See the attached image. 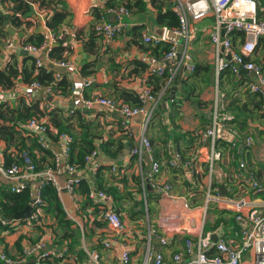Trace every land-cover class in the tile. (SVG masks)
Instances as JSON below:
<instances>
[{
  "label": "crops",
  "instance_id": "obj_1",
  "mask_svg": "<svg viewBox=\"0 0 264 264\" xmlns=\"http://www.w3.org/2000/svg\"><path fill=\"white\" fill-rule=\"evenodd\" d=\"M62 1L66 4V10L70 16L59 27L58 33L52 29L54 34L56 33L57 39L48 56L41 55L42 67H37L36 57L27 53L24 47L29 44L37 45L36 42L42 41L43 35L50 29L47 23L54 14L55 6L51 5L52 8H48L47 5L41 6L40 2H33L30 5L31 8L27 9L29 13L27 15L24 14L26 13L25 8L20 7V1L8 2L0 7V17L2 18L0 70L6 69L8 65H16L19 69L25 66L30 68L32 58L36 68L54 72H56L54 68L58 67L53 64L54 61H66L72 64L68 68L58 67L66 71L56 72L54 75L58 81L66 79L69 84L66 92L54 90L51 95L45 93L44 90L32 92L20 78L15 81L14 87L0 88V107L15 110L21 101L27 105L38 104L40 113L37 114V118L45 121L49 128L47 141L51 147L50 152L56 151L59 155L62 154V142L58 139L60 128L54 124V120H57L62 128L67 126V131L74 140L82 141L87 135L89 138L95 135L93 142L99 156L92 162H87L85 168L77 167L73 171L67 167L68 159L62 158L60 167L54 170L62 188L59 198L67 219L72 222L71 229L76 231L75 234L59 225L52 214L42 211L41 219L37 223H31L29 219L17 220L14 230L0 231V246L9 257L18 258L22 248L44 241L43 251L49 255L45 259H48V264H89L93 252L99 254L101 264H118L126 247L131 252L133 264H145L149 240L150 247L156 253L158 249H161L160 237L162 236H168L170 239L175 238L176 235L197 237L203 231L206 217L209 215L206 211L208 206L206 195L209 190L215 188L221 190V187H224L225 195L232 196L233 193H236L235 196H238L244 189L240 188V182L235 183L234 181L242 157L237 161H232L230 150L222 151L216 147L215 151L221 154V159L215 160L211 169L210 157L213 150L210 141L201 140L203 144H200L192 142L188 138L190 137L188 134L203 133L204 127L208 123H212L216 113H228L234 117V112L227 109L228 98L219 90V81L217 84L214 72L215 50L209 41L215 19L210 16L195 24L196 37L190 46L192 60L189 65L196 67L199 63H207L211 69L210 84L199 97L200 103L198 104L195 99L179 101V98L182 97L181 81L193 72L183 71L175 77L170 86L167 87L165 82V86L159 90L157 94L159 102L154 113L157 118H154L155 115H153L147 129H144L146 123L143 116L127 119L118 112H112L97 105L87 106L85 100L104 96L127 103L123 99V93L137 95L146 86L152 87L153 83L149 82V79L152 78L148 75L147 65L142 61L143 53L148 48L143 38L147 35L159 36L162 34L164 26H160L157 22V11L149 4L144 6L143 11L134 9L130 17L124 20L125 30L115 39L109 40L100 37L93 31L98 16L109 18L104 5L95 9L92 7L94 0ZM110 1L113 6H120L133 0ZM258 2L261 7H264L263 0H258ZM34 7L40 9L38 15L34 13ZM259 16L264 20V12L259 10ZM10 43L13 44L12 49L7 47ZM263 45L260 41L254 57H264ZM237 50L240 49L237 48ZM53 52L56 57L52 56ZM86 65L89 66L86 71L91 72L88 75H84L82 72ZM251 78L255 82V78L252 76ZM164 79L152 81L160 82L161 85L164 84ZM88 81L91 84L87 87L85 85ZM16 87L22 91L18 93ZM74 91H81L82 95H76ZM236 96H240V94ZM152 107V104L146 106L149 109ZM172 113L177 116L176 121L173 119ZM67 118L69 121L65 123ZM205 121H207L206 125H204ZM2 125L4 122L0 120V126ZM158 125L167 130V133L166 131L164 133H166L168 141L166 145L160 141L157 142L156 149L160 157L157 156L156 149L152 146L153 157L156 155L162 164L159 179L173 187L172 197L167 199L161 197L152 188H148L149 185L146 183V194L150 192L156 195L151 196L148 201L146 196L143 198L144 193L142 196L141 193L137 194V189L138 180L142 181L143 174L147 176L152 162L148 157H145L142 165L137 156H132V150L140 145L143 135L147 136L148 131L152 132L150 127L154 128ZM16 130L19 132L18 144L23 140L27 141V146L30 148L38 168L42 167L41 171L38 170L41 173L40 176L32 178L29 182V185L33 187V192L37 193L41 183L46 180L45 173L56 162L55 155L47 156L37 148L33 149L35 140L29 136L30 132L24 130L22 126ZM237 130L243 140L249 133L253 134L254 145L245 152L248 160L243 162L246 163L248 170L264 183V163H258L259 158L264 156V135H260V131L264 133V124L250 123L246 129L238 128ZM153 135L157 137L156 131L153 132ZM179 135L182 139L176 142V137ZM256 138L261 142H257ZM107 141L112 142L109 148L111 152L116 149L113 141L124 143V149L117 158L109 156L102 149L103 143ZM7 145L11 147L12 152L17 150V146L13 142L8 144L5 139H0V157L2 159L6 151L11 154ZM170 146L171 149L187 148L186 157L191 159L192 169L195 171L192 177H188L185 172H183V176H176L173 174V169L170 170L166 166L167 156L165 157L164 153L169 150ZM123 153L127 155L120 162L108 161V159L117 160ZM114 167L118 168V172L113 171ZM70 179H79V182L81 180L72 193L65 186ZM83 185L88 186L89 195L102 191L108 194L111 199L97 204L82 191L81 186ZM239 188L240 191H238ZM4 189L9 190L10 183L0 175V202L1 192ZM126 192L132 197L136 196L137 199H142V201L139 204H133L128 198L122 199ZM256 197H260L256 200L262 201L264 193L258 194ZM143 208L146 210V214L143 217L135 216L140 215L138 211ZM109 210H114L121 217L123 227L120 230L113 228L107 220L106 215ZM0 216L2 215L0 214ZM163 219H168L169 223L165 224ZM173 230H178L181 233H173ZM231 230L229 229L225 233H221L222 230H215L214 233L219 231L218 233L225 234L227 240L235 243L240 242V238L236 237L237 232L233 233ZM66 234L71 237L64 239ZM106 242L110 243L112 247L106 248L104 245ZM169 247L172 249L163 248L164 251L166 249L165 264H172L173 252L183 248L180 240Z\"/></svg>",
  "mask_w": 264,
  "mask_h": 264
},
{
  "label": "built area",
  "instance_id": "obj_2",
  "mask_svg": "<svg viewBox=\"0 0 264 264\" xmlns=\"http://www.w3.org/2000/svg\"><path fill=\"white\" fill-rule=\"evenodd\" d=\"M14 0H0V7L5 3ZM110 0H94L92 7L104 5L108 19L103 18L95 23V30L105 39L113 40L124 31V20L130 17L131 12L125 6H110L106 7ZM173 10L179 18L180 26L178 29L172 30L166 26L162 28V34L159 36L147 35L144 36L146 43L153 45L167 43L170 45V51L162 57H154L149 53H143L142 61L147 65L148 75L152 77L162 78L165 75L169 76L167 84L173 82L175 77L181 72L194 70L193 65H189L192 60L190 46L196 36L195 24L204 21L206 18L213 16L215 25L210 35L211 44L215 50L214 57V72L216 82L218 84L220 73L225 70H231L234 74H239L242 69H247L255 73V82L251 85L254 92H260L264 95V73L260 66L252 61H246L245 58L253 57L260 41H264V20L259 16V10L264 12V7L260 6L258 0H173ZM40 12V9L34 7V13ZM111 17V19H110ZM234 33H242L245 35L243 44L236 46L231 38ZM179 37L185 39V48L182 57L178 58V43ZM56 35L51 29L43 35L41 45H26L24 50L30 55L36 57L37 67L43 66L41 55H46L51 52ZM8 49L13 48V44L7 45ZM237 48L240 50L238 51ZM228 57H231L228 59ZM54 65L58 67L68 68L72 64L66 61H54ZM58 76V75H57ZM88 81L85 86H90ZM167 86V87H168ZM30 91H43L39 83L27 85ZM18 93L22 90L15 88ZM14 89V90H15ZM51 95L54 90L48 88L44 91ZM76 95H82L81 91H74ZM140 100L144 105L152 104L151 109L146 107H133L123 101L113 98L98 96L93 99L85 100L87 106L97 105L101 108L112 112H118L127 119H132L138 116H143L145 119L144 129H147L148 124L156 110L159 99L151 94L148 89H142L139 92ZM234 119L228 113H216L212 126L204 133H200L203 141H210L213 153L210 157L211 169L215 160L221 159V154L216 150L218 142L228 143L233 149V154L230 155L232 161H237V155H243L247 150L254 145V137L247 135L243 140L237 128L230 124ZM47 124L39 118L31 119L25 126L24 130L32 131L39 137V142L44 150H51L50 144L47 141ZM59 141L62 142V154L59 155L53 151L56 163L62 162V158H69L71 145L74 139L71 135L63 133L58 135ZM21 162H13L9 167L5 166L3 159L0 157V175L3 176L9 183L12 192H20L29 186L32 178L40 176L38 166L34 161L31 152L25 149L21 154ZM99 153L94 151L92 155L87 157V162H92L98 158ZM132 156H137L140 163L145 157H148L152 162V166L147 176L143 174L144 183L148 185L161 197H172V185L165 183L157 177L161 171V163L153 157V149L151 141L143 135L140 145L132 150ZM167 167L183 168L188 177H192L195 171L190 163H184L181 153L172 151L165 161ZM143 165V164H142ZM70 171L75 167L68 165ZM141 167V166H140ZM142 168V167H141ZM55 169H48L45 173L46 181L53 184L57 191L61 192V186L57 181ZM239 170L242 172V182L245 183V188L241 190L238 196L231 197L222 195L220 189L215 188L209 190L206 195V204L216 205L219 209L234 213L239 224V231L236 237L240 238V242L235 243L226 239L225 235L218 237L212 232H204L198 234L194 239H188L184 245L183 253H177L173 256V264H264V200L258 201V194L264 193V183L251 173L245 162H239ZM114 172H118V168H113ZM79 183V179H70L66 183V189L71 193L74 192L75 186ZM249 196V197H248ZM95 203L100 204L103 201L110 200L111 197L105 192H93L89 195ZM255 198V199H254ZM262 206H259L261 205ZM43 205V200L40 195V190L37 191L34 197V210L36 213L31 218L39 219L42 216L40 206ZM206 208V211L208 209ZM29 218V219H31ZM107 220L116 230L123 227L121 217L114 211L109 210L106 215ZM39 221V220H38ZM163 222L169 223L168 219H163ZM0 223L4 226H16V220H9L4 216H0ZM173 233H181L178 230H173ZM217 236L214 241L213 237ZM170 243V237H160L161 249L154 253L150 247L147 253L145 264H165V253L163 248ZM106 248H111L112 245L106 242ZM45 242L40 241L28 247H24L23 252L18 258L9 257L0 246V261L6 264H23L30 258H35L37 264H42L43 260L49 257L43 250ZM89 264H101L98 253L93 252L90 256ZM118 264H133L131 252L125 247Z\"/></svg>",
  "mask_w": 264,
  "mask_h": 264
},
{
  "label": "trees",
  "instance_id": "obj_3",
  "mask_svg": "<svg viewBox=\"0 0 264 264\" xmlns=\"http://www.w3.org/2000/svg\"><path fill=\"white\" fill-rule=\"evenodd\" d=\"M14 1L21 2L20 7L25 8L26 10L25 11L26 13H24L25 15L29 14L27 12V9L31 8L30 5L33 2H40L41 6L47 5L48 8H52L51 5L55 6L54 14L51 16L50 20L48 19L47 24H48V27L51 30L53 29L54 31H56V33H58L59 27L63 23H65L70 16L66 10V4L62 0H14ZM263 3H264V0H263ZM146 4H149L151 7H153L157 11V22L160 26H166L172 30L179 28L180 26L179 18L172 8L173 0H133V1L127 2V4H122L120 6H125L129 10V12H133L134 9L143 11L144 6ZM106 6L110 7L113 5L111 4V1H109ZM58 7H60L61 9L58 10L57 9ZM100 17L101 15L98 16V18L96 19V22L100 19ZM1 24H2V18L0 17V25ZM93 27H94L93 31L100 37H103L101 34H99L95 30V25ZM1 33L2 31H0V35ZM231 38L236 46L243 44L245 41V35H243L242 33H234L232 34ZM36 43L37 45H41L42 41L41 42L38 41ZM145 44L148 45V48H146L144 53L146 54L149 53L150 55L157 57V58L162 57L165 53L170 51V45L167 43L153 45V44H150V43L148 44L145 42ZM261 44H264V41H261ZM254 55L253 57L245 58V60L252 61L256 65L260 66L264 73V57L257 58V57H254ZM52 56L53 57L55 56L54 52L52 53ZM88 67H89L88 65L84 67L82 71L84 75H88L91 73V72L86 71ZM210 72H211L210 65H208L207 63L197 64L196 67H194L193 72L190 73L188 77L183 78V80L181 81V91H182L181 96L182 97L179 98V101H181L182 99H185L187 101L195 99V101L199 104L200 103L199 97L201 96L203 90H205V88L209 86L210 84V80H209L211 76ZM55 74L56 72L52 70L36 68L34 64V60L32 58V66L30 68H27L25 66L22 69H19L16 65H8L6 69L0 70V88L10 89L15 86V81L21 78L22 81L27 85L39 83L44 91L48 88H52L53 90L60 91L62 93L66 92L69 88V84L66 82V79L63 78V80L58 81L54 77ZM150 77L152 79H149L150 80L149 82L153 83L152 87L148 85L144 89H148L151 92V94L157 98L158 96L157 94L159 93V90H162V88L165 86V82H166V86H168L167 81L169 80V76L165 75L162 78L152 77V76ZM156 79H164V84L160 85V82L152 81ZM253 83L254 81L250 75L241 74V73L234 74L231 70H225L221 72L219 76V90H221L225 94V96H227L228 98L229 104L227 105V109L234 112V119L229 123L234 125L237 129L239 128L240 130L243 128L246 129L250 125V123L259 122L261 124H264V95L261 94L260 92H254L252 90L251 85ZM241 86L243 87L241 88ZM239 94L240 96H236ZM123 99L127 101V104L133 107H146V105H144L142 101L140 100L139 93L137 95L135 94L128 95L127 93H123ZM39 113L40 112L38 109V104L27 105L24 101H21L19 107L16 108L15 110H10L9 108L5 109V107H0V120L4 122V125L0 126V139H5L8 142V144H10V142H13V144L17 146L16 148L17 150L12 152L11 147L7 145V148L8 150L11 151V154H9L8 151L4 153L3 161H4L5 166L9 167L15 161L20 163L21 162L20 154L23 151H25V149H28L31 152L30 148L27 146V141L23 140L22 142H20V144H18L19 143V132L16 130V128H19L20 126H25L31 119L37 118V114ZM172 115H173V119H175L176 121L177 116H175L174 113H172ZM154 118H157L156 115L154 116ZM67 121H69V118L65 119V123H67ZM54 122H55L54 124L60 128L59 134H63V133L69 134L67 131L68 129L67 126L62 128L59 121L54 120ZM206 124H207V121H205L204 125ZM208 126L211 127L212 123L211 124L208 123L207 126L204 127V130H203L204 132L209 128ZM150 130L152 132L150 133L148 131L147 136L151 140L152 142L151 144L153 147H155V149H156V145L158 141H160L163 145H166L168 139L166 135L167 130L165 128H162L161 125H158L154 128L150 127ZM154 131H156L157 137H154L153 135ZM165 131L166 133H164ZM29 132H30L29 136H31L35 140L33 143V149L37 148L44 155L52 157L53 152H50L51 150L46 151L42 148L39 142L38 135H36L32 131H29ZM47 132H49V128ZM188 135L190 136L188 138L192 142H196L200 144L202 143L201 141L202 137L200 133H196L194 135H191V134H188ZM260 135L261 136L264 135L263 131H260ZM92 136H93L92 138H89V136L87 135L85 138L82 139V141L74 140L73 144L71 145L70 156L67 162L69 165L75 168L77 167L85 168L87 166V157L92 155L94 151L98 152L93 142L94 141L93 138L95 135H92ZM181 139L182 138L180 135L179 137L177 136L176 142H179ZM113 144L116 147L114 152L109 151V148L112 145V142L110 141H107L106 143L104 142L102 145V149L109 156L117 158L119 153H121V151H123L124 149V143L113 141ZM216 147L222 151L230 150V155L233 154V151H232L233 149L229 146L228 143L220 141L217 143ZM245 150H248V149H245ZM172 151L180 152L183 162L190 163L191 165V159H188L185 154L187 151V148H184V149L172 148L171 149V146H170L169 150H167L166 153H164V156L165 157L167 156L166 159L168 158V156L170 155ZM156 153H157V156L160 157L157 149H156ZM157 156L154 155L155 160L157 159ZM237 156L239 158L242 157L241 159L242 161L247 162L248 160V156L246 154H243L241 156L237 155ZM157 160L159 161V158ZM61 163L62 162L57 164L55 162L54 164L51 165L52 166L51 168L57 169L60 167ZM169 168L170 170L173 169L174 175L183 176V172H184L183 168H171V167ZM38 170L41 171L42 167H39ZM159 175L157 177H159ZM234 181L235 183L240 182V186H241L240 188H245V183L242 182V172L240 170L238 171V173H236L234 177ZM138 185L139 186L137 189V194L141 193V196H142V194L144 193L143 198L146 196L149 201V199H151V196H156L155 194L150 193V192L146 194L147 187L143 179L142 181L138 180ZM240 188L238 189V191H240ZM81 189L89 197L88 186L83 185L81 186ZM38 190H40V195L43 200V205L40 206L41 210L47 214H52L57 219L59 225H61L65 230H69L70 232L75 234L76 231L71 229L72 222L67 219V215L60 201L59 192L53 186V184L45 180L41 183V186ZM111 194L114 195L115 193H111ZM235 194L236 193H233L232 196L235 197ZM35 195H36V192L35 193L33 192L32 185H29L26 189L20 192H12L11 189L9 190L4 189L1 192L0 214L8 218L11 215H14L20 211H23L25 207L28 206L32 202V200H34ZM125 198L130 199L133 204H139V202L142 201V199L141 200L137 199L136 196L134 197L130 196L128 192H126L122 196V199H125ZM155 200H158V198H155ZM144 202L146 201L144 200ZM148 211H150L149 208H148ZM35 213H36V208L33 214ZM207 213H209V216L213 218L214 222L213 223L208 222L205 224V227H204L205 233L207 232L214 233L215 230H222L223 232L221 233H225L229 229H232L231 231H233V233L239 231V224L236 220V216L234 213L219 209L216 205L208 206ZM138 214L140 215H135V216L143 217V215L146 214V210L143 208L142 210L138 211ZM40 219L41 217H39V219L37 220L34 218H31L29 219V221L31 223H37L38 220ZM20 222H23V221H20ZM10 230H14V227L4 226V225H1L0 223L1 232H7ZM216 232L217 233H214V234H217L218 237L225 235V234L218 233L219 231H216ZM68 237H71V235L66 234L63 238L65 239ZM188 239H194V237L191 235H184V236L176 235L175 238L170 239L169 245L164 248L172 249L169 246L170 245L172 246V244L174 243L176 244L179 240L184 248V245ZM183 248L179 251H174L173 256L177 253H183ZM22 252H23V248H22L21 253ZM47 260H43L42 264H48ZM3 263L6 264L5 262L0 261V264H3ZM172 264H173V259H172Z\"/></svg>",
  "mask_w": 264,
  "mask_h": 264
},
{
  "label": "water",
  "instance_id": "obj_4",
  "mask_svg": "<svg viewBox=\"0 0 264 264\" xmlns=\"http://www.w3.org/2000/svg\"><path fill=\"white\" fill-rule=\"evenodd\" d=\"M178 40H179V43H178V55L177 56H178V58H181L182 57V53H183L184 48H185V39L183 37H179ZM230 58L231 57H228V59H230ZM54 70L56 72H58V73H62V72L66 71L65 69L58 68V67H55ZM241 74H248V75L256 78L255 73L252 72V71H248L247 69H242ZM126 155H127L126 153H123L117 160L108 159V161L117 163V162H120ZM148 188H151V187L148 186ZM220 191H221L222 195L226 194L224 187H221ZM33 204H34V200H32V202L28 206H26L23 211H20L17 214L9 216L8 219L17 221V220H24V219L31 218L32 215H33V212H34ZM213 240L216 241L217 240V236H214ZM24 264H37V263H36L34 258H31Z\"/></svg>",
  "mask_w": 264,
  "mask_h": 264
},
{
  "label": "rangeland",
  "instance_id": "obj_5",
  "mask_svg": "<svg viewBox=\"0 0 264 264\" xmlns=\"http://www.w3.org/2000/svg\"><path fill=\"white\" fill-rule=\"evenodd\" d=\"M264 4V3H263ZM100 8V7H99ZM96 9V8H95ZM103 18H105V17H100V19L99 20H101V19H103ZM110 19H111V17H110ZM124 23H125V21H124ZM125 27H126V23H125ZM125 27H124V30H125ZM196 37V36H195ZM211 42V40L209 41V43ZM171 85V83L169 84V86ZM253 132V131H252ZM248 135H251V136H253V134L252 133H249ZM256 140H257V142H261V140H259L258 138H256ZM263 157V158H262ZM262 157H260L259 158V161H258V163H264V156H262ZM208 221L209 222H211V223H213L214 222V220H213V218L212 217H210L209 215H207V217H206V221H205V224L206 223H208ZM26 263V262H25Z\"/></svg>",
  "mask_w": 264,
  "mask_h": 264
}]
</instances>
